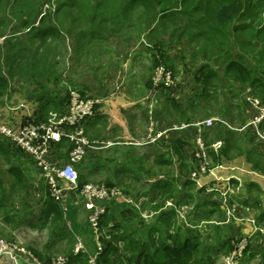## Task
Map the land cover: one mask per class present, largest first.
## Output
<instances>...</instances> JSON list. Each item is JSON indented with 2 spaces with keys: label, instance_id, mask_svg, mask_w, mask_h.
I'll use <instances>...</instances> for the list:
<instances>
[{
  "label": "crops",
  "instance_id": "0c3cea01",
  "mask_svg": "<svg viewBox=\"0 0 264 264\" xmlns=\"http://www.w3.org/2000/svg\"><path fill=\"white\" fill-rule=\"evenodd\" d=\"M43 1L45 0H0V3L3 2L6 4L9 2L13 4V8H16L13 14L18 16L16 21L17 24H20V27H14L16 31L13 33V37L17 36L18 40L27 39L24 41V44L27 41L34 42L38 40L43 43L49 42L54 47L60 48L62 46L66 52L74 51V53L80 54L78 57L74 56L76 66L79 67L76 70L80 74L75 76V78L68 76V79L74 78L72 83L75 84L76 89L83 95L86 94L87 96L100 99V102L96 106L95 115L84 123L85 134L92 140H99L102 143H112L107 147L89 148L86 157L82 161L74 163L80 180L83 182L93 180L109 185L122 184L121 182L128 183V180H131L132 173L135 170H139L137 174L141 175L142 181H139V183L135 182L137 188L135 189L138 190V194L146 198L156 194L153 202H160L161 196L158 195L157 189L151 190V187L153 184L162 183L165 179H171L176 192L175 198L174 195L165 198L162 200V203L163 201L165 203V201L172 200L176 204H179V201L187 199L188 202L184 203L189 207L188 219L191 221V224L196 225L204 221V229L203 233L199 235L200 238L203 237L207 241L212 238V243L216 244H221V242L225 243L229 238H246L248 240L245 256L246 264H252V261L253 264L255 262L256 264H264V220L260 224H256V222L252 224L247 221V218L255 219V215L259 214L260 211L264 212V140L257 136L251 126H247V122L254 115L256 109L245 99L238 113L236 115L231 113V116L234 118L232 120L224 114V109L228 104L227 97L224 94L220 95L221 90L217 87L218 111L220 113L212 114L204 118L201 112H204L213 100L204 102L198 96L202 92V88L200 84L196 87L194 81H196L195 76L197 79L200 78V73L197 71L195 74L192 70L185 69V66L189 64V68L192 69L191 62L181 63L179 56L171 49L173 45L168 46L170 48L169 51L164 48L162 50V45L165 41L163 35L140 33V35L143 34L146 38L143 42H138L140 47L137 48L136 46L138 44H134L131 49L127 46L129 48L127 50L124 44L122 47L116 46V41H114L113 36L123 31L121 41L126 40V43H130L140 37V35L138 37L135 33L128 35L126 27H58L59 34L53 32V29L47 30L45 28L43 32V30H40V27H35L28 32L29 26L37 25L39 18L46 16H41V5ZM30 2L33 3V9L30 8ZM28 16L31 19L30 24L24 26L23 20ZM122 29H125L126 34ZM39 32L43 34L39 36ZM101 44L104 45L105 50H107V47L109 50L113 48L116 61L112 62L109 68L103 71H97L99 65L83 64L82 57L83 55H87L85 53L88 50L91 51L92 55L96 53ZM26 46L28 45L26 44ZM124 49L127 50L126 55H124ZM66 55V61H70L68 53ZM160 57L161 59L169 57L173 70L177 71L174 84L168 88V91L155 90L151 86L152 72L155 69L154 58ZM218 62V64L221 63L220 61ZM84 65L86 67H83ZM81 67L84 70L80 69ZM216 70L220 78L223 79V73L218 68ZM254 77L259 76L255 74ZM22 78L29 80V77ZM37 80L42 81L41 83L38 82V84H43L39 87L41 94L37 96V99L43 97V102L39 103L41 107L45 110L47 107H53L55 111L63 109L67 102V96L63 95V93H67L68 90H57L53 87L48 89V87L49 85H54V82L59 84L62 82L64 86L67 85L69 87L70 84L66 83L59 75L56 77L55 74L49 75V80L42 78H37ZM244 84L246 92L247 89L250 90L254 96L264 102L259 88L254 89L252 86L246 83ZM208 91L213 93L212 90ZM152 101L154 103V113L151 119L153 123L151 126L155 132H165L153 142L136 144L135 142L142 141L147 135L148 124H150L147 121L148 105ZM33 104L34 102L30 103L28 100H23L11 109L8 108L12 114L18 116V119H21L19 124L9 125L15 127L25 120L27 121V119L34 120L35 118L42 117L41 108H36ZM228 105H231V109H237L233 104ZM207 118L214 119V126L219 124L228 127L226 124L218 121V119H223L232 129L236 128L233 148L228 150L226 144L225 154L222 153V147L217 151L210 149L209 152L212 167L219 164L224 166L222 169H216L217 177L233 175L240 180L241 186L239 190L235 194L228 196L226 201H224L219 191L209 190V187L214 185V182L209 178L204 177L202 179V187H198L194 182L189 180V173L195 167L193 153L196 147L195 138L198 134L196 127L189 125L180 129H171L181 124H191ZM236 121L239 124H235ZM207 129L208 127L202 129L201 136L205 144L210 147L218 139L206 137L205 133ZM260 130L264 134V121L260 124ZM174 140L182 142L180 150L185 161V168H182V170L177 157L171 151ZM223 144L224 142H222ZM149 146L158 147L162 153L168 152L166 158L174 165L165 174L161 172L166 165L156 166L148 158L146 151ZM63 148L65 147H60L56 150L60 164L69 160L68 153L62 154L60 152ZM254 163L258 165L257 168L253 166ZM5 168H8V166H5ZM115 172H119V176L116 178L115 176L118 173ZM155 172L161 175L156 177L150 176ZM5 173H7V169ZM185 181L193 183V186L189 187ZM61 183L67 185L66 181ZM144 189H147V192L141 193L140 191ZM0 190H5L3 182L0 184ZM81 197L83 196L79 190L73 189L69 191L64 205L68 208L69 222L67 223L70 225L69 230L66 227L65 230L71 233L73 232V238L64 237L61 239L59 238V231H55L50 233L51 238L48 246L44 244V247L28 246V248H34L50 259L53 253L47 252L46 250L54 245V241H66L70 239L71 244H73L74 239H79L84 246L85 253L91 255L92 252L90 251H95V240L88 221L89 212L84 207L86 199L82 201ZM120 201H122L120 198H110L96 203L99 208H114V218L110 222V228L116 225V223L121 224L119 216H122L121 213L124 211V205ZM254 201H258L257 206L254 205ZM40 204L41 209L37 219L43 223L42 212L44 204L42 201H40ZM170 209L167 208V210ZM227 211L232 212L236 218L229 217L228 219ZM133 219L137 220L136 218ZM173 220L175 219L173 218ZM176 220L179 221L177 216ZM140 221L142 222L138 224L139 227L130 226V229L139 231L143 227V230L137 233H143L145 227L150 225L161 226V229H163L162 225L164 223L158 221L156 218L150 222L148 220ZM183 226L180 227L183 229ZM84 229L89 235L86 239L81 235ZM107 230L112 231V228L104 229L106 232ZM183 230L189 234H197L194 229L189 227H184ZM114 231L121 233L120 228L114 229ZM207 246L210 249L214 247ZM71 250L73 253H78L75 249L73 250V247H70L67 252ZM119 254L125 255L123 252H118ZM11 261L12 259L8 256L0 257V264H11ZM140 264L143 263L141 262Z\"/></svg>",
  "mask_w": 264,
  "mask_h": 264
},
{
  "label": "trees",
  "instance_id": "16d2710c",
  "mask_svg": "<svg viewBox=\"0 0 264 264\" xmlns=\"http://www.w3.org/2000/svg\"><path fill=\"white\" fill-rule=\"evenodd\" d=\"M129 1L127 3H124L123 7L120 9L118 13V19H120L121 21H117L120 24H125L126 30L129 29L131 31L134 24L123 22L125 21L123 9L124 7H126L130 10L129 7L133 6V4L141 5L142 1L144 0H132L131 2ZM160 1H167L168 4H172L174 1L181 0H157L153 4L158 5L161 3ZM244 1L245 0H198L197 3L194 5V10L203 11L208 19L214 18L217 22V27L199 29L195 33L187 34L188 41L193 40L195 36H201L204 37L208 43L211 42L210 46L216 47L215 51H204L203 56H205L207 52H211L208 55L214 56H205L204 58H206V62L203 59V62L205 63H203L198 70V72L200 73V78H198V80L199 83L202 85V92L198 96L201 97L204 102H208L212 99L213 102L219 105L217 96V81H220V75L216 69L207 65L212 59H215L217 61H223L224 75L231 77L234 81H241L243 83H246L249 86H252L254 89L259 88L261 93L260 95L264 99V41L258 38V35L263 34L264 30L260 29L259 27L254 32L250 40L241 41L243 44H245L244 46L246 48L250 47L253 49V51H251L250 53L249 51L247 52V54L250 55L252 60L251 62H249V64H245L243 62L244 57L238 54L233 55L230 47H219L223 44V41H217L216 37L214 36V32H220L222 34L226 33L225 30L226 28H228L226 26L230 25L235 19L239 20V18L243 20V22L240 23V25H236L235 27H229L228 29H232L233 31H244L252 28L250 27V19L258 17L261 13H263L262 7L264 8V6L262 5L258 7V5L250 4L249 2ZM70 4V7L75 5V3ZM167 10L168 8H162L161 10H159L160 13H157L155 9L149 12L147 18L145 17L146 19L144 22V27H139L141 28L139 30V33H146L147 35L155 34L164 36V33L168 32L169 35L172 36L175 31L179 29L181 30V32L180 34H177V39L181 40L182 36L185 34V32H187L186 29L189 27H171L170 30L167 27H151L159 19L161 13L166 12ZM55 12H57V10H55ZM53 15L54 14L49 15V17H53ZM93 15H95V13ZM44 18L45 17H41L39 21H42V19ZM30 20L31 19L29 16L26 17V19L23 20V25L28 26L30 24ZM100 20L101 19H99V21ZM32 26L35 25L29 26L28 32H30L31 29L35 28ZM45 28H47V30L53 29V32H57V34H59V29L58 27H55V25H47L46 27H40V30H43L44 32ZM42 34V32L38 33L39 36H41ZM9 37L10 35L4 37V43L7 46L8 50L2 52L0 49V99L4 98L7 94L8 79L3 74H6L11 78L16 75H25V77H31V79L33 80H37V78L49 80V75H51L54 69V63L51 62V60L49 59H46L43 64L39 63L40 60L36 55V52H32L30 57L25 54L22 55V53L24 52H27V54L30 53V48L24 45L22 42L8 39ZM225 37H227V35ZM257 39L260 45L256 46L255 41H257ZM18 44H20L21 47L16 50L15 47ZM163 48L164 45H162V50ZM171 64V59L169 57H165L164 59H161V57L154 58V68L162 65L166 66L167 68L168 66L172 68ZM21 66L22 69H20ZM33 67L35 68L33 69ZM255 74L259 77H254ZM158 90L168 91L169 89L162 87ZM208 90H212L213 93H210V91ZM169 101L172 102V100L170 99ZM197 105L199 106V104ZM230 106L231 105H228L224 109V114L233 120L234 118L229 112L231 109ZM61 110L58 109L56 111L60 112ZM231 119L230 121L233 122ZM235 134V129L228 128L224 125L219 124L208 127L205 133L206 137H210L211 139H218L224 142V144L221 146L223 154L226 153V144L228 150L234 147L233 139L235 137ZM8 143L9 144H5L0 139V157L3 159L4 164L8 166L7 174L11 176V188L14 190L15 199H17V201L20 202L22 205H25L28 202L30 204V202L34 198H37L42 201L44 204V208L42 212L43 223L41 226H49L50 233L59 231V238L61 239L64 237H68L70 239L71 237L73 238L74 235L71 232L65 230V222L63 220L64 214L62 212L61 206L59 202L52 196L50 187L45 178L43 176L38 179L32 177L27 165L28 160L30 159L23 153H21V151L9 141ZM54 146L57 147L55 151L60 147H65L68 151L72 148V144L65 138H62ZM181 146V141L174 140L171 146V151L177 157L179 166L182 170V168H185V161L183 160L182 153L180 150ZM146 152L148 158L151 159L156 166L170 165L172 163L166 158V153H162V151L156 146H149ZM31 163L33 162L31 161ZM253 166L255 168L258 167L256 163H254ZM137 172H139V170H135L132 173L131 179L139 183V181H142V179L137 178ZM115 173H118L115 176L116 178L117 176H119V172ZM189 180L193 182L191 179ZM191 182L185 181L186 185H189V187L193 186V183ZM83 183L85 182L80 180V176L78 174V184L82 185ZM129 183L130 181L128 183H125L124 186L123 184H120L122 188H118L124 194L132 196L135 199L142 197L138 194L139 192L138 190H136V186L131 188ZM172 187L173 183L171 179H165L162 183H158L156 185L153 184L151 190H155V188L157 189L158 195L161 196V201L153 203L156 197L155 194L150 196L147 201L143 202V207H147L154 211L161 208L164 203V201L162 203V200H164L165 198L172 197L173 195L175 198L176 192L174 187L173 189ZM131 193H133V195H131ZM5 196L6 191L0 190V202L2 206L8 204V202L4 201ZM179 202L184 203L188 202V200L185 199ZM257 202L254 201V205L257 206ZM120 203L124 205V211H122L121 213L122 217L125 219V216H127L128 219H125V221L123 222V227L121 224L116 223V225L111 227L112 231L107 230L106 234L109 237L105 241V247L97 257V264H140L141 262L143 264H213V259L211 258L209 249L203 247L204 240H202L199 235H196V233L189 234L185 230H182V227H180L184 225L182 224V221L181 225H178L174 228L173 233L170 232V228L172 226L171 224H174L176 223L175 221H177L176 212L174 209L163 210L157 215H155V218L158 219V221L164 223V225H162L165 226L163 229H161V226L150 225L145 227L143 233H137L138 231L130 229V223H126V221L130 220L131 218H139V220L142 219L135 210L128 207L127 204H125L123 201H120ZM29 204L26 207L31 210ZM113 218L114 208H104V212L100 216V227L103 229H111L109 225ZM173 218L175 220H173ZM263 220L264 212L260 211L259 214L255 215V222L256 224H260V222H262ZM113 228H120L121 233L115 232ZM139 231H142V229H140ZM232 239L234 238H229L225 243H223V245L227 246V248L225 249L226 252H230L232 250ZM29 250L40 261L48 262L50 260L42 252H39L32 247H30ZM118 252H123L125 254L123 259L118 257L119 255H121H118ZM112 257H115V259H113ZM111 261L112 263H110ZM66 264H89L88 255L85 252L73 253V251L71 250L67 253Z\"/></svg>",
  "mask_w": 264,
  "mask_h": 264
},
{
  "label": "rangeland",
  "instance_id": "374dc122",
  "mask_svg": "<svg viewBox=\"0 0 264 264\" xmlns=\"http://www.w3.org/2000/svg\"><path fill=\"white\" fill-rule=\"evenodd\" d=\"M128 1L129 0H45L43 1L41 5L42 6L41 13L43 11V7L45 4H48L49 6L53 5L55 10H57V12H55L54 10V12L52 13L50 9H47L46 12L48 16L44 14L46 15V16H43L45 18L42 19V21L38 20V24L32 27H46L47 25H55V27H125V24L124 25L120 24L117 20L121 21L120 19H118V13L120 9L123 7V4L127 3ZM131 1L132 0H130L129 2ZM155 1L157 0H144L142 1L141 5L133 4V6L129 7L130 10L124 7L123 14H124L125 21L123 22L134 24L133 30L131 29L130 31L129 29H127V34L129 35L130 33L131 34L135 33V35H137L138 37L140 35L139 30L141 29L139 27H144V22L147 16L149 15V12L155 9L157 13H160L159 10H161L162 8H168L166 12L161 13V15L159 14L160 15L159 19L151 27H167L169 30L171 29V27H189L186 29L187 32H185L181 40L177 39V34H180L181 32V30L179 29H177L172 36H170L168 32L164 33L165 43L163 42V45H164V49H167L168 51L170 50L168 46L173 45L171 49L179 56L181 63L185 64L188 61L191 62L192 69L189 68L190 64L188 66L186 65L185 69L192 70L193 73L196 74L198 69L201 67V65L206 62V58L204 57L214 56V55H208L211 52L210 53L207 52V54L203 56L204 51H215L216 47L210 46L211 42L208 43L206 39L201 36H195L193 40L188 41L187 34L195 33L199 29H205L208 27H217V22L215 21L214 18L208 19L203 11L194 10V5L197 3L198 0L174 1L172 4L171 3L168 4L167 1H160L161 2L160 4L154 5L153 3ZM245 1L249 2L250 4L258 5V7L262 5L264 6V0H245ZM8 3L6 4L3 2L0 3V49L2 52L8 50L7 46L4 43L5 36L10 35L8 39H12V40L15 39V41L22 42L23 44H24V41L27 40V39L18 40L17 36L13 37V33L16 31L14 27H20V24H17V21H16L18 19V16L16 14H13L16 8H13L12 3H9V4ZM70 3H75V5L70 7L71 5ZM30 6H31L30 8L33 9V3L30 2ZM125 8H126V11H125ZM262 11L263 13H261L258 17L250 19L249 22L251 24L250 27H252L251 29L244 30V31H241V30L233 31L232 29H228L229 27H235L236 25H240V23H242L243 20L239 18V20L235 19L230 25L226 26L228 27L225 30L226 33L222 34L220 32L218 33L214 32V36L216 37L217 41H223V44L219 47H224V48L227 46L230 47L233 55L238 54L244 57L243 62L245 64H249V62H251L252 60H251L250 55L247 54V52L249 51L250 53L251 51H253V49L250 47L246 48L244 46L245 44H243L241 41L250 40L254 32L259 27L260 29L264 30V8L263 7H262ZM94 13L95 15H93ZM51 14H54L53 17L52 16L49 17V15ZM99 19H101L100 20L101 22L99 21ZM122 30H124L126 34L125 29H122ZM122 33L123 31L113 36L114 41H116V46L118 47H122L124 44L125 47L128 46L131 49L134 44H138V42L141 43L144 41V39H146L144 35L141 34L140 37H138L136 40L130 43H126V40H123L124 42L121 41L123 38ZM226 35L227 37H225ZM258 38L264 41V33L258 35ZM255 43H256V46L260 45L258 39L257 41H255ZM26 44L30 48L31 52L28 54L27 52H24L22 53V55L25 54L30 57L32 52H36V55L38 56L40 60L39 63L43 64L46 61V59L51 60V62L53 63L55 62L54 69L51 74H55L56 77L57 75H59V77L62 78L66 83L70 84V87L67 85L64 86L62 82H60V84L57 82H54V85L53 84L52 86L49 85L48 89L51 87L56 88L57 90L66 89V91L67 90L68 91L67 93L66 92L63 93V95L67 96L68 98L69 91L76 89V86L75 84L72 83V80L75 78V76H78L80 73L78 72V70H76V69H79V67L76 66L77 64L74 61L75 60L74 56L78 57L80 56V54L74 53V51L66 52L62 46H60V48L54 47L49 42L43 43L41 41L36 40L34 42L27 41ZM20 47H21L20 44H18L15 48L17 50ZM128 47H127V50L129 49ZM136 47L138 48L140 47V45L138 44ZM127 50L124 49V55L127 54ZM67 53H68L70 61H66L65 59L67 56L66 55ZM85 54L87 55H83L82 57L84 61L83 64L86 63L88 65L89 64L99 65V67L97 66L98 67L97 71L98 70L103 71L106 68H109V66L112 65L111 63L116 61V57H114L113 48L112 50H109L107 47V50H105L104 45L102 44L100 45L97 52L94 53L93 55L90 50H88V52ZM203 59L205 60V62L202 61ZM214 60L215 59H212L211 61H209L207 65H209L210 67L214 69L218 68L219 71L223 73V68H224L223 61H220L221 63L218 64L219 62L217 60L216 61ZM83 67H86V65H84ZM83 67H81L80 69H83ZM162 67L167 68L164 65H162ZM34 68L35 67H33V69ZM20 69H22V66ZM167 69L172 71L174 81H175V78H176L175 76L177 74V71L173 70V68L169 66ZM3 75L7 77L8 82H7V94L5 95L4 98L0 99V122L5 123V124H16V125L19 124V121L21 119H18V116H15L14 114H12L11 110H8V108L11 109L12 107L16 106L17 104H19V102L23 100L25 101L28 100L30 103L34 102L33 105L36 106V108L38 107L41 108L42 117L35 118L34 120L27 119V121L25 120L23 121V123H20V124H25L29 120L35 121V122L39 121L42 118H45L50 111H55L53 107H47L45 110L43 109V107H41V104H39L40 102H43V97H40L37 99V96L38 95L40 96L41 94L39 87L43 85V84L42 85L38 84V82L39 83L42 82L41 80H33L30 77H29V80L22 78V77H25V75L24 76L16 75L12 78L6 74H3ZM68 76L74 77V78L68 79ZM195 79L197 83L196 81H194L195 82L194 85L197 87V85L200 83L196 76H195ZM217 82H218L217 87L220 88L221 90L220 95L224 94L227 97V101H228L227 103L233 104L237 108V109H230L229 112L236 115V113H238L243 102H245V95H246L245 84L241 81H234L231 77H228L227 75H224V74H223V79L220 78V81H217ZM84 96H87V95L85 94ZM152 104L153 106H152L151 116L154 113L153 101H152ZM210 105L212 106H207L206 110H204V112H201L204 118L209 117L212 114L220 113V111H218L219 105H217L215 102H212ZM149 116L150 114L148 112L147 121L148 123H150L148 124L150 128L151 124L153 123L151 120H149ZM235 124H239V122L236 121ZM149 128L147 130V134L149 132ZM0 137L3 143L9 144L7 139H5L2 136ZM146 139L147 137H145V139H142V141H146ZM69 151L67 150V148H63L61 149L60 152L62 154L68 153L69 155ZM165 153L167 154L168 152L166 151ZM52 154H53V159L58 161L59 159L55 151V146L52 147ZM68 161H66L65 163H67ZM27 165H28V169L32 177H35L36 179L42 177L40 171L36 168V166L33 163H31L30 160H28ZM173 165H174L173 163L170 165H166V167L163 168L164 170L161 173L165 174L166 172L170 170V167ZM5 166L7 165L4 164L3 159L0 157V180H1V183L3 182L4 188L6 191V196H5L4 201L8 202L7 205H3V206L1 205V202H0V238L5 239L7 241L16 242L28 250H29L28 246L44 247V244L48 246V242L51 238L50 227L49 226L42 227L41 226L42 222H40V220L37 219V217H39V212L41 209L40 200L37 198H34L30 202V204L28 202L25 205H22L20 202H18L17 199H15L14 197V190L11 188V183H12L11 176L5 173L7 169L5 168ZM160 175L158 172H155L150 176L156 177ZM129 181H130L129 183L130 187L131 188L135 187V181L133 179L128 180V182ZM90 182L101 183L108 187L117 186V187L122 188L119 183L114 184V185H109L104 182H97L93 180H90ZM121 183L123 184V186L125 185L124 182H121ZM140 192L146 193L147 189L141 190ZM81 198H82V201L85 199L84 197H81ZM28 204L30 205L31 210H29V208L26 207ZM179 204H182V202H180ZM60 206L64 214L63 220L65 222V227L69 230L70 225H68L67 223L69 222L68 208L67 207L64 208V206H62L61 204ZM119 219L123 227V222L125 221V219H128V218L127 216H125V219L123 220L122 216H119ZM154 219H155V216L147 220L148 222H150L151 220H154ZM140 222L142 221L138 219L134 220L133 218L126 221V223H130L129 225L133 227L134 226L139 227L138 224H140ZM180 224H181L180 221H176V223L171 224L172 226L170 225L171 226L170 232L173 233L174 228ZM164 227L165 226H162V228ZM184 227L185 226H183V229ZM141 229L143 230V227ZM81 235L84 236L85 239L88 238L89 236L86 233L85 229L83 230V233ZM202 240H204L203 237H202ZM211 240L212 238L209 241L204 240L203 247L206 249H209L211 258L213 259V264H222V256L226 252L225 249L227 248V246L223 245V242H221V244L212 243L213 241ZM70 241H71L70 239L66 241L64 240L54 241V245L51 248H47L48 250H46L47 252L53 253V255L51 254L52 256L50 257V259L56 256H63L66 258L67 253H68L67 250L70 247H73V250H74L77 247L78 239H74L73 244H71ZM207 245L211 247L214 246V247L210 249ZM78 252H82V250L81 251L79 250ZM90 252H92V254L94 253V251H90ZM118 257L123 259L124 255L121 254ZM112 258L115 259V257H112ZM246 262H247L246 258H244L242 261V264H246ZM110 263H112V261ZM252 264H253V261H252Z\"/></svg>",
  "mask_w": 264,
  "mask_h": 264
},
{
  "label": "built area",
  "instance_id": "2783aa9c",
  "mask_svg": "<svg viewBox=\"0 0 264 264\" xmlns=\"http://www.w3.org/2000/svg\"><path fill=\"white\" fill-rule=\"evenodd\" d=\"M47 9H50L52 13L55 10L53 5L49 6L45 4L41 16L44 14L47 15ZM173 84L174 77L171 70L162 66L154 69L151 78V86L153 89L158 90L162 87L170 88ZM245 99L256 109L254 115L247 122V126H251L257 136L264 140V134L260 130V124L264 121V103L252 95L248 89ZM99 102V98L84 96L77 89H73L69 91L64 108L60 112L50 111L43 120L36 122L28 121L25 124H20L15 127L0 122V136L7 139L33 162L47 181L52 196L62 206L65 205L69 191L73 189L79 190L81 195L86 199L84 207L89 212L88 221L95 240V251L93 254L88 255L89 264H97V257L105 247V241L109 237L106 231L99 225L100 216L104 212V208H99L96 205L98 201L120 198L128 207L135 210L142 220H147L159 212L171 208L175 210L177 218L179 221H182L185 227L194 229L197 235L202 234L204 221H201L200 224L192 225L188 219L189 207L186 203L176 204L174 201L168 200L165 201L161 208L154 211L143 207V202L147 201L148 198L139 197L135 199L132 196L124 194L117 186L108 187L104 184L93 182H85L82 185L78 184V172L74 163L82 161L86 157L89 148L107 147L112 144L102 143L99 140H90L85 134L84 123L94 116L96 106ZM152 106L153 104L149 103V120L152 119ZM218 121L232 128L223 119H218ZM213 123V118H207L191 124H181L171 129H180L189 125L196 127L198 134L195 138L196 147L193 153L195 167L189 173V179L198 187H202V179L204 177L209 178L214 182V185L210 186L209 190L219 191L224 201H226L228 196L235 194L239 190L241 184L240 180L233 175L217 177L216 169H222L224 166L219 164L212 167L211 165L210 149L213 151L219 150L222 146V141L217 140L209 147L203 141L201 131L204 127L212 126ZM164 132H155L151 126L146 136V141H138L135 143L153 142L160 138ZM62 138L67 139L72 144V148L68 155L69 161L60 165L58 161L53 159L52 147ZM63 181H66L67 185L62 184L61 182ZM227 216L228 219L229 217L236 218L230 211H227ZM247 221L252 224L255 223V219L253 218H247ZM231 244L232 250L223 254L222 264H242L246 256L248 240L246 238H234L231 240ZM75 250L77 252L79 250L85 252L84 246L79 239ZM4 256L12 259L11 264H66V258L63 256H56L48 262L40 261L30 250L20 244L0 238V257Z\"/></svg>",
  "mask_w": 264,
  "mask_h": 264
},
{
  "label": "water",
  "instance_id": "95a60500",
  "mask_svg": "<svg viewBox=\"0 0 264 264\" xmlns=\"http://www.w3.org/2000/svg\"><path fill=\"white\" fill-rule=\"evenodd\" d=\"M137 178H138V179H141V175H140V174H137Z\"/></svg>",
  "mask_w": 264,
  "mask_h": 264
}]
</instances>
